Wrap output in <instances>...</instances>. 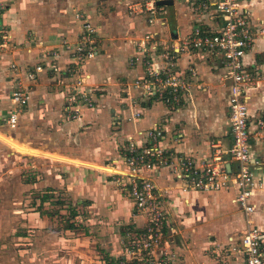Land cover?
I'll use <instances>...</instances> for the list:
<instances>
[{
	"label": "crops",
	"instance_id": "crops-1",
	"mask_svg": "<svg viewBox=\"0 0 264 264\" xmlns=\"http://www.w3.org/2000/svg\"><path fill=\"white\" fill-rule=\"evenodd\" d=\"M152 1L0 0V135L17 141L16 150L10 148L16 155L32 159L28 164L34 174L29 181L28 201H33L30 218L34 222L30 227L34 228L28 231L35 237H27L32 236L28 233L18 239L28 240L34 251L45 253L39 257L35 253L36 262L44 258V264H116L124 254L127 233L144 228L145 218L134 213L133 199L111 177L115 163L121 162L122 145L128 135L160 125L166 131V148L197 159L211 156L216 147L229 150L233 146L229 86L224 81L226 68L220 56L201 51L180 55L178 67L190 81L191 90L188 102L179 108L141 97L132 87L134 79L143 73L141 65L130 62L138 43L135 32L140 36L156 32L169 41L188 35L199 23L212 31L223 26L221 14L205 8L204 4L210 7L213 0H173L172 4L160 5L168 9V14L160 13L150 23L146 7ZM246 4L253 21L264 22V0H247ZM82 12L99 27L102 37L100 54L84 65L97 90V102L73 120L64 111V91L51 74L42 73L31 84L24 76L26 68L39 64L47 50H62L66 37L77 38ZM61 62H65L62 57ZM9 63L16 65L18 73L10 70ZM245 64L248 71L255 67L260 70L257 85L246 89L250 127L254 130L264 112V38L255 41ZM15 80L16 86L18 82L28 83L31 91L16 135H10L1 115L9 98L6 88ZM138 111L141 120L134 117ZM22 143L28 147H17ZM251 152L260 183L250 219L264 230V164L255 163L264 158V142L254 140ZM228 164L232 172L239 167L235 161ZM153 180L165 201L169 225L161 247L150 255L160 258L167 254L166 264H244L238 253L224 258L217 255L221 246L236 245L247 228L248 217L236 201V186L185 193L167 169L155 170ZM57 192L69 197L70 205L65 202L60 213L69 212L72 228L62 223L58 226L57 214L39 209L45 194ZM52 200L54 195L45 201L44 209L54 207Z\"/></svg>",
	"mask_w": 264,
	"mask_h": 264
},
{
	"label": "built area",
	"instance_id": "built-area-1",
	"mask_svg": "<svg viewBox=\"0 0 264 264\" xmlns=\"http://www.w3.org/2000/svg\"><path fill=\"white\" fill-rule=\"evenodd\" d=\"M246 1L213 0L210 7L204 4L205 8L221 14L223 26L219 31H212L199 23L188 35L169 41L159 38L156 32H147L138 38L136 55L130 62L134 66L141 65L143 73L134 79L132 87L139 96L164 102L169 108L186 104L191 90L190 81L178 67L181 54L201 51L223 59L226 68L224 81H228L229 86L233 146L229 150L216 147L211 156L197 159L188 154L177 155L166 148L163 144L166 131L160 125L128 135L122 145L121 162L115 163L111 177L133 199L134 213L145 218V226L141 231L127 233L124 254L116 264H166L168 260L167 254L160 258L150 255L151 251L161 247L164 230L169 225L165 201L153 180L157 169L169 170L172 181L185 193L191 190L219 191L236 186V201L248 217L247 228L236 245L221 246L217 255L224 258L238 253L244 264H264V230L250 219L256 208L253 197L260 183L252 166V142L256 139L264 142V112L251 130L246 89L257 85L259 68L248 71L245 64V57L255 41L264 38V22L256 24L253 21ZM146 9L150 23L158 14L169 12L156 0L148 3ZM83 17L84 14H79L80 19ZM82 22L75 40L66 37L62 41V50H47L39 64L27 70L29 84L36 82L42 73L53 76L56 85L64 91V111L73 120L81 118L83 110L95 107L97 102V90L92 86L84 65L100 54L102 37L98 26L87 19ZM28 83L21 82L12 92L13 107L8 118L12 128L19 126L23 110L30 102ZM134 117L141 120L142 113L138 111ZM229 161L239 164L236 171H230ZM255 163L264 164V158Z\"/></svg>",
	"mask_w": 264,
	"mask_h": 264
},
{
	"label": "rangeland",
	"instance_id": "rangeland-1",
	"mask_svg": "<svg viewBox=\"0 0 264 264\" xmlns=\"http://www.w3.org/2000/svg\"><path fill=\"white\" fill-rule=\"evenodd\" d=\"M82 14H84V17L81 18V20L87 19V15L85 14V12H82ZM134 35L135 39H138L140 33L135 32ZM7 66L11 67L10 70L13 69V73L17 72L15 68L16 65L14 63H9L7 64ZM27 70L28 68H26L24 77L25 81L29 82L27 80ZM18 83L20 85L21 82ZM17 87L18 86H16L15 80L8 86V88H6V90L9 92V98L7 99V104L6 106H4L3 114L1 115L3 116V123L7 128L6 131L10 130V135H16V128H12L11 126H9V124L7 123L8 121L6 122V118H9L10 116V112L13 107L11 95ZM0 138H2L6 142L3 143L0 140V264H44V258L38 260L37 262L34 260L35 253H37L39 257L45 256L44 252L34 251L33 244L29 246L28 240L18 239L19 235H28V233H30L28 230L30 228H34V226L30 227V223L33 224L34 222V219L30 218L33 217L30 216V208L33 201H28L29 181L32 180L31 177L32 175H34L32 169L28 167V164L32 159L27 155H16V153H14V151L10 149L13 147L15 148L14 150H16V140L3 134L0 135ZM17 147L26 148L28 146L22 143ZM20 162L21 164H23V167L19 165ZM37 172L40 173L39 171ZM53 195L54 200H52L51 202H53L54 207L51 206L47 209H44V207L42 208L40 206L39 209L44 213L47 212L50 215L57 214L58 226H61V223L63 226L68 224L70 225L69 212L60 213V210L64 208L62 205L65 204V202L70 205L68 200L69 197H67L66 195H62V192H57ZM30 234H32V236L27 237H35V235H33V232H31ZM126 239L127 236L124 240Z\"/></svg>",
	"mask_w": 264,
	"mask_h": 264
},
{
	"label": "trees",
	"instance_id": "trees-1",
	"mask_svg": "<svg viewBox=\"0 0 264 264\" xmlns=\"http://www.w3.org/2000/svg\"><path fill=\"white\" fill-rule=\"evenodd\" d=\"M53 197V195L52 194H45L43 197H42V204H41V207H43V205H44V203H45V201H47V200H49V199H51ZM58 203V202H57ZM67 226H69L70 228H72L73 227V225L72 224H68Z\"/></svg>",
	"mask_w": 264,
	"mask_h": 264
},
{
	"label": "water",
	"instance_id": "water-1",
	"mask_svg": "<svg viewBox=\"0 0 264 264\" xmlns=\"http://www.w3.org/2000/svg\"><path fill=\"white\" fill-rule=\"evenodd\" d=\"M173 3V0H159L157 2V4L159 5H169V4H172ZM228 168L230 169L231 168V165L228 164Z\"/></svg>",
	"mask_w": 264,
	"mask_h": 264
}]
</instances>
